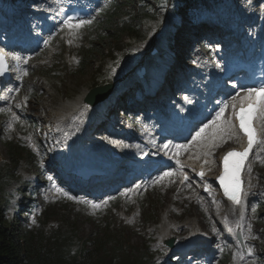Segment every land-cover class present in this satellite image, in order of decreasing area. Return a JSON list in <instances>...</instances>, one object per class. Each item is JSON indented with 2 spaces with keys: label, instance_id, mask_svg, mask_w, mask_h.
Returning <instances> with one entry per match:
<instances>
[{
  "label": "rangeland",
  "instance_id": "rangeland-1",
  "mask_svg": "<svg viewBox=\"0 0 264 264\" xmlns=\"http://www.w3.org/2000/svg\"><path fill=\"white\" fill-rule=\"evenodd\" d=\"M7 1H0V7H3V3L8 5L9 3ZM253 2H257V7L254 10H252ZM260 5L261 0H224L222 9L225 16L233 22H235L233 18L236 11L244 13L242 17H237L238 23H241L242 21L251 19L254 15L259 14L260 9H264V6L260 8ZM32 9L37 10L39 8ZM26 10H28V8H20L16 10L13 9V11L8 12L3 8L2 11L3 15H8L7 18L12 20L14 18L12 13L15 15H23L24 13H27ZM10 13L12 17L9 16ZM193 14L194 13L191 12V15ZM159 15L161 18V34L156 35L157 31L155 30H157V25H147L149 38L144 44L133 46L130 49L128 56L117 66H110L111 63L107 64V72L105 73L104 77L112 80L111 82L114 85L113 89L115 90V94H113L110 104L108 105L103 116H97L92 120L90 117L86 118L87 122H89L88 126L91 128V130L87 129L85 135H90V137L98 140V142L93 141L85 143L88 145V148L111 143H119V145L123 147L132 148V143L125 141L121 142V139H118L116 136H110V134H107L106 132L115 131L113 130L115 127V129H117L116 132L120 134L122 133L123 129L132 130L134 128L132 123L127 122V120L124 118L125 116L123 117V114L121 115L119 113L122 109L120 105L125 104L127 107H130L132 101L140 100L136 98L134 100L135 95L132 94V89H128V85L125 80L127 77V71L130 69L131 64L143 52L145 53L146 46L153 42L158 43V45L161 46V50L163 52L161 56L153 62V67L150 71L151 78H156L157 75L163 73L162 76L160 75L157 77V79L160 77L162 78L166 69L170 65L169 63H171L172 58L170 59V56L166 51L167 46L163 42V39L167 34V30L171 25V21H173L172 7L166 4L160 5ZM191 19H193V17H191ZM184 27L185 26L182 25L179 30H176L174 33L172 47L175 49L174 53L176 56L173 58V62L179 61L182 64L180 69L186 66L191 68L194 66L199 69L200 65L197 63L198 58L196 52L201 51V49L197 47L192 49V52L189 53V48H193L194 45L193 40L190 41V39H187L186 36H184V38L180 36L184 31ZM61 36L63 38L59 37V39H62L63 41L62 49H58L56 47L58 45L57 41L55 42L56 46L50 47L44 58L40 60H37L36 58L30 59L27 74L23 79L24 83L17 93L18 101H20V104H22L24 101L26 107L19 112L21 113L20 116L22 119L16 121V123L19 124L21 122H25L24 119L29 118L27 119V126L24 125V127L28 129L26 142L29 144L33 140L34 145L38 146L39 155H37V159L44 161L42 163L43 165L47 164L46 168L48 171H51L52 166L57 165V163L52 162H54L61 148L59 139L50 131L51 126L48 120L49 112L53 111L57 106H59L62 100H71L74 98L77 99V97L80 96L83 91L87 92L90 88L94 87V85H99L101 82H105L106 80L103 77L104 80H101L103 79L101 78L97 81V79L94 77L95 72H93V69L86 70L85 74L83 75L75 73L74 67H72L74 62L73 59L75 56V51L81 43L77 40V36L71 33H64ZM125 39L126 37H124V40ZM105 43L107 45L110 44L109 42ZM185 45H187L186 48H184ZM209 49H213L212 45ZM182 55H185L187 60H184ZM98 59L103 60L101 57H98ZM163 62H166L165 66H162L161 63ZM39 69H45L48 71L51 70L49 74L53 73L54 75L53 77L49 76L44 78L40 75ZM96 81L97 83H95ZM138 89L139 88H137V91ZM31 92L32 94L29 96V93ZM149 101V104L156 103V101L152 99ZM17 104L18 103H15L13 108L17 107ZM159 106L162 107L163 104L160 102ZM6 112L7 111L4 110L3 113ZM1 113L2 112H0V115ZM94 119L98 120L92 124ZM32 122H35L34 126L31 124ZM0 123V156L2 159H5L7 158L5 141L14 139L16 137V127L15 129L12 127L9 128V122L3 123L0 121ZM16 123H14V125ZM141 135V133H138L137 138ZM34 145L32 147L35 149ZM54 145H57V147ZM256 167L257 168L254 169L253 173L249 175V179L251 178L250 182L254 183L255 185H257L258 182L260 183L259 187H256L254 191L253 198L255 197V201L258 196L262 195L263 193H260V190L262 188L264 189V164L263 166ZM168 173H171V175L168 177L165 176L162 182L159 183L160 185H158L156 188H149L148 190H145L139 194L136 192L137 195L135 194V197L137 198L132 196L130 199L124 198L122 201H120V211L109 212L107 214V221L113 223L109 231L116 234V237H121L123 241H129V243L134 246H139L140 244L145 243L150 244L152 242L151 248L155 251V260L159 264H161L162 261L168 260L171 262H169V264H178L179 262L174 258L178 254H170L164 247L163 241L159 239V235L163 227H166L171 222L174 223L176 229L172 230V234L173 237L179 238V241L184 240V237L188 235L190 228L185 229L182 226L190 219H195L200 229L205 231L210 238H212L211 235H215L219 232L213 224L214 217L212 216L210 209L211 205L203 206L193 197L192 194L190 195L185 191L180 192V189L176 187V182L173 179L175 178V172L169 171ZM256 173L257 175H255ZM45 175L47 178L51 177V175H49L50 177L48 174ZM19 176L22 180L28 179L32 187L36 186L37 184L40 185L43 181L47 180L46 177L35 178L33 173L30 172L24 164H22L19 170ZM15 187L16 185L14 182L9 183L8 190L11 191ZM50 188V190L53 192L55 184L50 185ZM34 194L37 205L29 213H26V215L29 219V225L34 227V229L40 228V230L43 231V235H47L51 229L56 227L65 229L71 224L73 229H77L76 231L79 233V239L82 238L89 240L93 238L97 232H101V229H103L99 224H97V221L95 220L98 217L96 210L90 209V211H88V209H84L81 211L78 210L77 207L72 208L69 203L67 206H64V204L59 206L50 204L51 201H46L50 194L41 189L37 190V192H34ZM70 203L73 204L72 202ZM251 203L249 206H251ZM11 208H14V203L9 206L10 211H12ZM33 211H36L34 220L33 215L31 214ZM43 212L47 214V218L46 216L43 218L41 217ZM83 212L92 213L89 215L90 218L88 220L86 219V216ZM253 213L254 212L251 211V216L249 219V221L253 224V232H250V237L247 238L246 243L247 248L251 249L253 257L244 258L239 264H255V256L260 252L263 245V234L261 232L259 222ZM100 215H103L102 212H100ZM25 217H23V219ZM212 246L214 247V251L210 254V256L214 255L213 264H218L215 259L217 255H223L226 253L230 254L233 252L231 244L222 241L219 238V235L215 241V244ZM234 255L235 252H233L231 263L233 264V262H235V264H238ZM173 260H176V262L173 263Z\"/></svg>",
  "mask_w": 264,
  "mask_h": 264
},
{
  "label": "trees",
  "instance_id": "trees-1",
  "mask_svg": "<svg viewBox=\"0 0 264 264\" xmlns=\"http://www.w3.org/2000/svg\"><path fill=\"white\" fill-rule=\"evenodd\" d=\"M162 4L172 6L175 26L176 22L187 20L191 11L208 7L206 0H110L99 12L100 20L83 26L93 40L79 53L75 73L83 75L93 69L97 81L103 78L108 62L116 65L125 58L128 47L145 40L147 25H159ZM105 79L100 84L107 83L108 78ZM6 149L7 158L0 156V264H157L149 243L134 246L116 237L107 224L93 238L84 241L72 227L56 228L47 235L27 229L20 217L22 211L11 214L8 210L15 194L23 196L25 184L18 182L14 193L7 191V186L19 181L16 178L19 164L29 162L30 153L13 144ZM25 202L20 205L21 210ZM259 212L264 230V202ZM259 264H264V241Z\"/></svg>",
  "mask_w": 264,
  "mask_h": 264
},
{
  "label": "bare ground",
  "instance_id": "bare-ground-1",
  "mask_svg": "<svg viewBox=\"0 0 264 264\" xmlns=\"http://www.w3.org/2000/svg\"><path fill=\"white\" fill-rule=\"evenodd\" d=\"M252 6H253V8L257 7V2H254ZM183 33H184V31H183ZM152 45H154V43L148 44L149 47ZM149 47L147 48V51L150 49ZM147 51L145 52V54H143L139 58H137L135 60L133 67H131L127 71L128 86L130 84L129 83L130 81L135 82L134 81L135 80V78H134L135 72H137L138 70L141 71L142 64L147 65L149 63L147 60H143V58L146 57L145 55H146ZM161 52L162 51L159 50L157 54H159ZM243 55L248 56L247 54H243ZM146 59H147V57H146ZM169 64H170V68H173L175 66V62H173V61H171V63H169ZM184 69H186V71H189L190 73L196 72L194 69H191V68L189 69V67H185ZM173 85H174V83L172 84V86ZM145 87L146 86L144 85L143 86L144 91H146ZM147 90H148V88H147ZM113 94H115V90L112 91L111 95L107 99H105L101 102H98V104H96V105L90 106V105L85 104L82 101V99L85 95V91H83V93L80 96H78L77 99L74 98L71 100L70 99L69 100H62L60 102L59 106H57L53 111L49 112V115H48L49 119L48 120H49V124L51 126L50 130L53 131V133L59 139V144L61 145V147L62 146H74V145H77L79 143V137L81 136L82 132L83 131L86 132L87 129L91 130V128L88 126L89 122H87L86 118L90 117V119L92 120L93 118H95L97 116H100V117L103 116L107 110L108 105L110 104V101H111V98L113 97ZM146 94L148 95V94H150V92H148ZM142 95H145V94H142ZM135 102H138V101H135ZM138 104H141V103L138 102ZM97 120L98 119H94L92 124H94V122H97ZM99 121H98V123H99ZM213 129H214L213 135L212 136L210 135V138H212V139L210 141H207L203 145V147H200L199 149L195 148L194 151H196V152L188 158L189 161H185L183 163V166H181V168H184L187 165L196 164L198 160L200 161L204 158L205 161L207 162V164H209L208 166H206L207 172L211 171V167H212V163H213V157L210 155L209 149L214 147L212 145V143H213L212 140H213L214 136H217L216 132H215V127ZM68 132H69V134H68ZM70 138H75L76 140H71ZM232 139H235L233 134H232ZM71 152L73 155H70L71 157H69V161L77 160V158H76L77 156H79L80 154H83V153L92 152V150L91 149L81 150L82 153L76 152L74 150ZM260 152H261V150L259 152L257 150L255 151L256 154H260ZM193 157H195V159H193ZM252 192H253L252 187L249 185H246L243 192L239 196L240 200L242 201V204H235V203L226 201L224 199H218V200H215L213 203H211L213 205L212 206V214H213V217L216 219L217 223H220L221 225H226L228 230H229V228H231V233L233 236L235 235L236 231H238L240 233L242 239H243V243H245L246 233L250 232V230L252 229V226H251L250 230L248 228V225L250 224V222L248 220L249 215L247 213V204L252 199ZM241 217H243V218H241ZM225 221H227V222H225ZM182 227H184L185 229L191 228V231H190L191 233L192 232L197 233L200 231L198 229V225L194 221V219L188 220L187 222H185L183 224ZM173 229H176V226L172 222L169 223V225H167L166 227H163V229L161 230V233L159 235V239L163 241V240L169 239L170 237H173V234H172ZM188 236L189 235H187L185 237L187 238ZM202 241L205 242L206 244L209 242V241H205V240H202ZM231 243H232L235 251L240 249L237 241H235L234 243L233 242H231ZM178 244L182 245V243H177L176 245H178ZM211 244H212V241L209 242V246H208L209 249H211ZM187 252H189V251H187ZM245 256L246 257L249 256L247 249H246V255ZM236 258L239 259L240 255L236 254ZM210 262H208V264Z\"/></svg>",
  "mask_w": 264,
  "mask_h": 264
},
{
  "label": "snow or ice",
  "instance_id": "snow-or-ice-1",
  "mask_svg": "<svg viewBox=\"0 0 264 264\" xmlns=\"http://www.w3.org/2000/svg\"><path fill=\"white\" fill-rule=\"evenodd\" d=\"M92 20H80L77 23H72V18L68 17L64 20V25L69 29H80L83 26L90 25ZM47 43V41L45 42ZM4 62V58L0 55V73H2V65ZM259 97V99H257ZM235 99V98H234ZM243 101L248 102V108H245L243 105L240 107L239 112L237 113L235 108V104H233V114L239 120V129L247 136V148L243 152H229L227 156L224 157V167H225V174L222 175L220 179V184L224 189V194L228 197L235 204H242V201L239 198L240 188H239V167L243 164L244 160L248 157L249 151L253 148L255 144H264V139H257V132L256 129L252 126V120L254 118L264 119V88L256 89V88H249L247 93L244 97H242ZM224 109H221L219 113H217L216 120L210 122V124L205 125L204 128L200 129L199 132L192 138L193 142H196L198 139H201L205 135L206 129L215 127L216 135L223 138L224 136H231L232 130L235 128V125L231 123V121H226L227 127H221L216 124L217 120L223 116ZM216 136L213 137L215 139ZM179 149L187 150L188 145H180L178 146ZM231 157H238L239 160L235 165L234 173L235 181L234 187L230 191L229 184L226 182V178L229 176V159ZM177 164H180V161L177 159ZM165 176L171 175V173H164ZM201 177H203V172L199 173ZM51 179V178H49ZM185 179L187 177L185 176ZM57 191H60L59 189ZM67 195V193H65ZM70 199H74L69 197ZM106 203V202H105ZM92 207H98V205L92 204ZM243 218V217H241ZM227 222V221H225ZM249 230L251 229V225H248ZM231 231V228H229ZM249 254H251V249H249Z\"/></svg>",
  "mask_w": 264,
  "mask_h": 264
},
{
  "label": "water",
  "instance_id": "water-1",
  "mask_svg": "<svg viewBox=\"0 0 264 264\" xmlns=\"http://www.w3.org/2000/svg\"><path fill=\"white\" fill-rule=\"evenodd\" d=\"M112 85H104L101 87L93 88L89 91L88 95L85 98V102L93 105L98 101L103 100L110 93Z\"/></svg>",
  "mask_w": 264,
  "mask_h": 264
}]
</instances>
